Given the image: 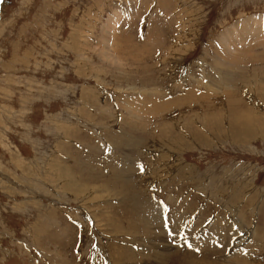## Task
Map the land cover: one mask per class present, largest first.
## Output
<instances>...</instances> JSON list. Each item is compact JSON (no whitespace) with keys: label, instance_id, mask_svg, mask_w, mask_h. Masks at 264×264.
I'll use <instances>...</instances> for the list:
<instances>
[{"label":"rangeland","instance_id":"1","mask_svg":"<svg viewBox=\"0 0 264 264\" xmlns=\"http://www.w3.org/2000/svg\"><path fill=\"white\" fill-rule=\"evenodd\" d=\"M233 59L239 67L227 65ZM225 98L238 100L244 120L264 121V0H0V264H152L142 260L155 253L141 241L145 215L129 203L130 184L151 168L164 173L153 180L162 188L146 196L161 207L170 247L160 264H264V136L239 145L222 139L221 118L235 117L220 109ZM184 119L205 121L191 129L212 142L190 140L165 163L164 139L195 134ZM167 125L173 134L159 138ZM168 171L177 177L167 179ZM68 180L89 192L102 186L110 199L88 200L83 185L77 199ZM171 181L180 194L169 202ZM233 188L242 192L239 205ZM222 201L244 219L226 218ZM216 215L224 220L214 225ZM219 224L228 234L214 233Z\"/></svg>","mask_w":264,"mask_h":264},{"label":"bare ground","instance_id":"2","mask_svg":"<svg viewBox=\"0 0 264 264\" xmlns=\"http://www.w3.org/2000/svg\"><path fill=\"white\" fill-rule=\"evenodd\" d=\"M117 13V12H116ZM118 15H115V17L113 16V18H112V16L110 17V18H108L107 19V21H106V23H105V31H107L108 32V30L109 29H114L115 28V26H116V24H117V17ZM254 21L255 22H257L256 20H253V21H251V25L252 24H255L254 23ZM247 27H249V26H247ZM250 27H252V26H250ZM252 28H254V27H252ZM251 28V30L253 31V29ZM250 30V29H249ZM103 31V30H102ZM114 30H112L111 32H113ZM110 32H108L107 33V35H110L109 34ZM248 33H249V31H248ZM252 33V32H251ZM241 34V33H240ZM113 35V34H112ZM257 36V35H256ZM250 37V36H249ZM125 38V37H124ZM129 38V37H128ZM109 39V38H108ZM257 39V38H256ZM104 40V39H103ZM121 40V39H120ZM127 40V39H126ZM126 40H125V42H126ZM240 40V39H239ZM248 40V39H247ZM122 41V40H121ZM245 41V40H244ZM105 42H107V41H105ZM109 42H110V40H109ZM124 42V43H125ZM240 42V41H239ZM123 43V44H124ZM149 43H151V42H149ZM226 43V42H225ZM249 43V42H248ZM113 43H111V45H112ZM258 44V43H257ZM107 45V44H106ZM105 45V46H106ZM117 45V44H116ZM115 46V45H114ZM142 46V45H141ZM107 47V46H106ZM110 47V46H109ZM119 47H121V46H119ZM127 47V46H126ZM107 49V48H106ZM104 52H106L105 51V49H104ZM226 53V52H225ZM226 55V54H225ZM109 56V55H108ZM224 56V55H223ZM110 57V56H109ZM226 57V56H225ZM230 57V56H229ZM234 57V56H233ZM233 57H231V58H233ZM227 58V57H226ZM235 58V57H234ZM110 59V58H109ZM240 59V58H239ZM226 61V60H225ZM231 61H233V62H231ZM231 61H229L228 63H227V65L229 64V65H231V64H234L233 66H235V67H239V65H238V61L237 60H235V59H233V60H231ZM261 61V60H260ZM245 63V62H244ZM225 67V66H224ZM234 67V68H235ZM240 67H242V66H240ZM223 71V70H222ZM226 72V71H225ZM228 73H232L233 74V70H229V72ZM229 75V74H228ZM254 75V74H253ZM221 76V75H220ZM230 77H232L231 75H230ZM254 78H255V76H253ZM233 78V77H232ZM251 78V77H250ZM250 78H248V81L250 80ZM263 80V79H262ZM223 82V81H222ZM226 82V81H225ZM214 83H216V82H214ZM226 83H229L228 81L226 82ZM258 83V82H257ZM201 84V83H200ZM224 85V84H223ZM226 86V85H225ZM229 87V86H228ZM259 87H261V86H259ZM251 88V87H250ZM257 88H258V86H257ZM204 89V88H203ZM215 89V88H214ZM213 89V90H214ZM261 89V88H260ZM192 91V90H191ZM215 91V90H214ZM230 91V90H229ZM249 91V90H248ZM263 91V90H262ZM211 92V90H209V93ZM247 92V91H246ZM191 93H193V92H191ZM233 93V92H232ZM188 94V93H187ZM212 94H214L213 93V91H212ZM216 94V93H215ZM238 94V93H237ZM236 94V95H237ZM229 96H230V94H229ZM229 96H228V98H229ZM152 97V96H151ZM219 97V96H218ZM230 97H232V96H230ZM240 97V96H239ZM189 98V97H188ZM222 99V98H221ZM220 99V100H221ZM237 99V98H236ZM218 100V99H217ZM224 100V99H223ZM225 100H226V98H225ZM212 101H214V97H212L210 100H209V105H207V103H202V106L203 105H205V109H203V111L205 112V114L206 113H208V111H207V109H214V105H212ZM238 101V100H237ZM237 101L235 102L233 99H228V100H226V102L224 103V102H221V103H224V104H222L221 106L220 105H218V106H220V109L221 108H225V109H227L226 110V112L228 113V114H231V115H233V116H235L234 118L233 117H230V115H228V116H224L223 118H221V121L222 120H224V124L223 125H225V123H227L226 125H227V130L226 131H224L228 136H225V135H223L222 136V134L223 133H221V134H219V135H221L220 137L223 139V138H225V139H230V140H232L234 143H236V142H238L237 143V145H239L240 143L239 142H247V141H250L251 139H253L255 136L256 137H258V136H264V121L263 122H261V121H258L256 118H255V116H254V118H253V120H251L252 118L251 117H248L246 120H244V118L241 116V115H238L239 113L237 112V111H234V109H237V106L239 107V105L237 104ZM242 101V100H241ZM189 102H190V100H189ZM190 103H192V101L190 102ZM219 103V102H218ZM220 103V104H221ZM214 104V103H213ZM243 104V103H242ZM151 106V105H150ZM149 106V107H150ZM199 106V105H198ZM152 107V106H151ZM197 107V106H196ZM182 109H184V108H182ZM197 108H195V110H196ZM199 109H200V107H199ZM150 110H152V109H150ZM194 110V109H193ZM241 110V109H240ZM186 111H188L187 112V114H189V113H193L192 112V110L191 109H188V110H186ZM211 112H212V110H210ZM209 111V112H210ZM220 111V110H219ZM219 111H217L218 113H219ZM224 111V110H223ZM243 111V110H242ZM255 111H257V109L255 108ZM181 112H184V110H181ZM198 112H199V110H198ZM210 112V113H211ZM215 112V111H214ZM214 112H212V113H214ZM217 112H215V113H217ZM222 112V111H221ZM258 112V111H257ZM263 112V111H262ZM186 113V112H185ZM185 113H184V115H185ZM197 113V112H196ZM209 113V114H210ZM204 114V113H203ZM202 114V115H203ZM244 114V113H243ZM181 115H183V114H181ZM199 115H200V113H199ZM202 115H200V117L202 116ZM212 115V114H211ZM217 115V114H216ZM216 115H214V116H216ZM218 115H220V114H218ZM236 115H238V116H236ZM207 116V115H206ZM184 117V116H183ZM138 118V117H137ZM188 118V117H187ZM199 118V117H198ZM201 119H202V117H201ZM205 119V118H204ZM207 119V118H206ZM219 119V118H218ZM260 119V118H259ZM184 120H186V119H184ZM191 120V119H190ZM209 120V119H208ZM188 120H186V122H187ZM215 121V120H214ZM256 121V122H255ZM143 122V121H142ZM180 122V121H179ZM205 122V121H204ZM202 120H200V119H196L195 120V122H192V124H191V122H187L186 124H187V126H186V124H184L183 123V128L185 129V131H189V130H194L195 128H193V129H191V126H195L196 124H198L200 127L202 126V128H204L205 129V127H204V123ZM207 122V121H206ZM210 122V121H209ZM196 123V124H195ZM217 123V122H216ZM228 123L230 124V125H228ZM255 123H257V124H255ZM258 123H260V124H258ZM214 124V122H211V125H213ZM221 124V125H222ZM210 125V126H211ZM168 126L169 125H167V126H164V128H163V130H161V132L160 133H158L159 134V138H161L160 136H163V134L165 133V131H166V129L168 128ZM189 126V127H188ZM206 126V125H205ZM210 126H209V128H210ZM198 127V126H197ZM220 127L221 126H219L218 128V130H220ZM222 127H224V126H222ZM131 128V127H130ZM171 128V127H170ZM174 128H176V126L174 127ZM178 128V127H177ZM180 128H182V127H180ZM212 128V127H211ZM225 128V127H224ZM127 129V128H126ZM172 129V128H171ZM171 129H170V131H166V134L167 135H170V134H173V131H171ZM197 129V128H196ZM194 130V132H195V134L194 135H191V137H190V135L188 136V138L190 137V139L189 140H184L185 139V136H184V134L182 133V135H183V137H184V139H182V138H180L179 139V141H178V138H173V139H171V138H169V139H171V141H169V142H167L166 143V141H168V140H166V139H164L163 140V146H164V148H166V150L168 151V152H166V150H165V152H164V154L162 155V161H164L165 163H166V160L167 159H169L173 154H175V153H177V149L179 148V149H184V148H186L187 146H190V140H192L193 142H195L196 144H198V145H201V143L202 142H205V144H210L211 142H212V140H208V138L206 137L207 136V134H206V136H203V135H201L202 133H204V132H201V134L197 131V130ZM223 129V128H222ZM175 130V129H174ZM183 131V130H182ZM207 131H209V130H207ZM215 131V130H214ZM193 132V133H194ZM219 132V131H218ZM128 134L129 133H132V132H130V130L128 129V132H127ZM174 133H177V130H176V132H174ZM185 133V132H184ZM189 133H191L190 131H189ZM189 133H187L186 132V134H189ZM205 133H207V132H205ZM210 132H208V134H209ZM181 134V133H180ZM166 137V136H165ZM171 137V136H170ZM210 137V136H209ZM216 137H217V134H216ZM219 137V136H218ZM219 137V138H220ZM158 138V137H157ZM158 138V139H159ZM187 138V139H188ZM212 139L213 138H215V137H211ZM220 138V139H221ZM157 140V139H156ZM161 140V139H160ZM175 141H178V143L177 142H175ZM216 141V140H215ZM158 143V142H157ZM243 143H241V144H243ZM138 144V143H137ZM159 144H161V143H159ZM192 144V143H191ZM195 144V145H196ZM194 145V144H193ZM62 145H60V147H61ZM192 146V145H191ZM177 150V151H176ZM103 154V153H102ZM142 155V154H141ZM151 157V156H150ZM151 159V158H150ZM134 163V162H133ZM168 164V163H167ZM124 165H127V166H124L125 168H128V167H134V165H132L131 164V161H129V160H127V161H125L124 162ZM163 166V165H162ZM171 166V165H170ZM121 167V166H120ZM123 167V166H122ZM168 168H169V170H170V168L172 167H169V166H167ZM155 168H151V171L149 170V176H148V174H144L143 176H140V177H137V178H135L134 179V182L133 183H131L130 182V180H129V178H127V177H125V176H120L121 174H124V172H127V171H125L124 169H122L121 171H122V173H119V176H120V179L121 178H127L128 180H129V183H131L130 184V186H129V188H130V192H131V197H129V203L131 204V207H130V209L131 210H133L134 212H136V211H139L138 213H140V215L141 214H144L145 216H143V217H141L140 216V221H141V224L143 225V228H142V239H141V241H144V240H146L148 243H149V248L151 249V250H155V253H154V255H153V260L151 259V256H143L142 257V260H144V261H148V262H151L152 264H160L159 262H161V261H163L162 259H163V256L165 255H163L162 254V252L163 251H165V250H167V249H169L170 247L166 244L167 242L165 241V234H164V232H163V229H162V225H161V218H160V213H161V210H160V206H157L156 204H150L146 199V196L147 195H149L148 194V189L151 187L152 189L153 188H159V189H161L162 188V185L161 184H157L156 185V187H154V183H153V180H156V177H154V176H157V175H160L162 172L161 171H158V172H156V173H154L153 172V170H154ZM182 170H184V168H181ZM60 170H62V169H60ZM63 170H64V168H63ZM211 170V169H210ZM67 171V170H66ZM134 171V170H133ZM157 171V170H156ZM188 171V170H187ZM65 172V171H64ZM169 173H168V175H169V177H168V175H166L165 174V176H163V177H168L167 179H172L173 177H175L176 176V173H174V172H171V171H168ZM184 172V171H183ZM68 173H69V171H68ZM159 173V174H158ZM117 174V173H116ZM130 174V173H129ZM133 174H134V172H133ZM156 174V175H155ZM162 174H164V173H162ZM66 175H68L67 173H66ZM73 175V174H72ZM183 175L184 176H188L187 174H185V173H183ZM60 176V175H59ZM61 177H63V176H61ZM60 177V178H61ZM158 177V176H157ZM177 177V176H176ZM67 178V177H66ZM71 178V177H70ZM75 178V177H74ZM159 178H162V177H159ZM159 178H157V179H159ZM86 179H90V177L89 178H86ZM143 179H146V180H143ZM194 179V178H193ZM137 180H140V182L142 183H139L138 184V187L135 189V190H132L131 189V186L133 185V186H136L137 184H136V182H137ZM177 180H178V182H179V178H177ZM71 181V180H70ZM90 181H93V179H90ZM133 181V180H132ZM73 182V184H75V182L74 181H72ZM158 182V181H157ZM168 182V181H167ZM185 182H187V181H185ZM65 183H69V180L68 181H65ZM77 183V182H76ZM144 183H146V185H143ZM163 183V182H162ZM173 182L171 181V183L170 184H166L165 186H171L173 189L170 191L169 189H168V192H169V196H168V198H169V202H171V200H173L174 198H175V195L176 194H180V192L178 191V190H180V186L177 184V183H175V185H174V183L172 184ZM180 183V182H179ZM189 183H190V181H189ZM201 184V183H200ZM81 185H83L82 186V188H81ZM180 185H182V184H180ZM186 185V184H185ZM216 185V184H215ZM64 187H67L66 189H74V192H75V195H76V198H77V196L78 195H82V191L80 192L79 191V189L81 188V190H84V194H86L87 195V197H89L88 198V200H96V199H98L99 201H102V200H109L110 198V196L109 195H107V194H104V193H106V191H105V188H103L102 186H99V192L100 193H98L97 192V190H96V188H92L91 189V192H89V187H88V185H86V184H76V186H73V185H71L70 183L67 185V186H64ZM176 187H178V189H176ZM182 187V186H181ZM235 187V186H234ZM238 187H240V186H238ZM118 188V187H117ZM146 188V189H145ZM157 188V189H158ZM204 188V187H203ZM237 189V188H236ZM95 190V191H94ZM68 191V190H67ZM69 192V191H68ZM139 192H142L141 193V197H138L139 195H138V193ZM97 193V194H96ZM231 195L229 196V198H230V200L234 203V199H237V203H238V201H240L239 200V198H241V200H242V198H243V196H242V192H240V190H239V188H238V191H235V189L233 188L232 189V192L230 193ZM74 195V194H73ZM107 195V196H106ZM138 195V196H137ZM154 195V194H153ZM82 197V196H81ZM85 197V196H84ZM113 197V196H112ZM156 198V197H155ZM180 199L181 201H182V197L180 198L179 196L177 197V199ZM78 199V198H77ZM76 201V200H75ZM249 201V200H248ZM90 202V201H89ZM113 202V201H112ZM126 202V201H125ZM223 202V205L221 206L222 207V211H224L225 213H224V215L226 216V215H228L231 219H233L234 217H238V218H241V219H244V216H243V212L240 210V207H235L234 209H228V208H230V207H228L229 205L228 204H230V205H233V203H231V202H229V201H222ZM263 202H264V199H263ZM99 203V202H98ZM106 203V202H105ZM124 203V202H123ZM126 203H128V202H126ZM174 203H175V200H174ZM228 203V204H227ZM162 204H164V203H162ZM176 204V203H175ZM236 204V203H235ZM258 204V203H257ZM260 204V203H259ZM180 205H182V203H180ZM190 205L191 204H187V207L186 208H188V207H190ZM238 205H239V203H238ZM249 205H251V203L250 202H248V203H245L244 204V206H249ZM123 206V205H122ZM244 206H242V208L244 207ZM113 207V206H112ZM179 207V205L177 204V208ZM205 207V206H204ZM233 207V206H232ZM114 208V207H113ZM245 208V207H244ZM257 208V207H256ZM184 209V208H183ZM204 211V210H203ZM187 212V211H186ZM193 212V211H192ZM191 212V213H192ZM194 212H195V210H194ZM174 214V213H173ZM193 214V213H192ZM197 214H198V217H199V215H201L202 214V209H199V213L197 212ZM182 215H183V213H181V216H179V215H177L176 217H177V219H179V218H181L182 217ZM245 215V214H244ZM252 216H258L259 215V209H254L253 210V212H252V214H251ZM226 218H227V216H226ZM225 218V219H226ZM222 219L223 218H219L217 215L216 216H214V225H215V223L216 222H219V223H221L222 222ZM170 220H172V218L170 219ZM219 220V221H218ZM224 220V219H223ZM173 221V220H172ZM211 222V221H210ZM240 224H241V221H238ZM226 223V222H225ZM176 224V223H175ZM174 224V225H175ZM217 225V224H216ZM226 225V224H225ZM128 227H130V228H132L131 230H130V232H128V233H132V234H130L129 236L131 237L130 239H128V241H135V239H134V235H137V231H136V229H134V227H133V224L132 223H130L129 225H128ZM214 229H216V228H214ZM256 230V229H255ZM157 231V232H156ZM174 231V230H173ZM262 231V230H261ZM260 231V232H261ZM209 232H211V231H209ZM217 232L219 233V232H225L226 234H228V232H229V229L228 228H226L225 226H220V224H219V226H218V228L216 229V232H214L216 235H217ZM256 232H258V231H256ZM262 233V232H261ZM198 234V233H197ZM205 234V233H204ZM204 234H202V235H204ZM163 235V236H162ZM208 235V234H207ZM220 235V234H219ZM254 235H255V233H254ZM259 235H260V233H259ZM263 235V234H262ZM210 236V235H209ZM211 236H214V234L212 233L211 234ZM164 237V238H163ZM207 237V236H206ZM264 237V236H263ZM225 238V237H224ZM226 238H227V236H226ZM258 238H260V237H258ZM262 238V237H261ZM219 239V241L222 243V242H224L223 240H222V236L221 237H219L218 238ZM167 240V239H166ZM219 242V243H220ZM115 243V242H114ZM156 243V244H155ZM133 243L131 242V245H132ZM135 244V243H134ZM166 244V245H165ZM160 246H162L163 248H161ZM125 247H127V246H125ZM123 249H124V247H123ZM156 250H159L157 253H156ZM160 251H161V253H160ZM176 252V251H175ZM138 253H139V251H138ZM211 254H217L215 251H213ZM137 256V255H136ZM209 256H211V255H209ZM208 256V257H209ZM116 257V256H115ZM123 257V256H122ZM189 257V256H188ZM184 258H186V257H184ZM211 258V257H210ZM125 259V258H124ZM141 259V258H140ZM196 259V258H195ZM209 259V258H208ZM211 261H212V259H210ZM210 260H207V258L206 257H202V258H200V259H198V260H196V261H198L197 262V264H248L247 263V261H244V260H240L238 257H235L234 259H232V260H230V259H223V261L224 262H219V261H217L218 263H216V262H214V261H210ZM144 263V262H143Z\"/></svg>","mask_w":264,"mask_h":264}]
</instances>
